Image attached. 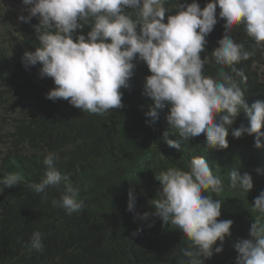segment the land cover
Wrapping results in <instances>:
<instances>
[{"label": "trees", "instance_id": "1", "mask_svg": "<svg viewBox=\"0 0 264 264\" xmlns=\"http://www.w3.org/2000/svg\"><path fill=\"white\" fill-rule=\"evenodd\" d=\"M1 1L6 6L0 7V179L6 173H18L23 180L0 192V264H189L184 252L191 244L180 230L155 215L147 220L134 215L154 212L151 203L160 189L155 176L169 167L187 170L193 156L205 158L213 175L223 182L219 194L202 193L222 201L217 220L233 221L223 250L204 258V264H235L233 243L250 238L255 220L264 221L252 206L264 190V146L254 147L255 134L233 138L229 129L228 147L217 150L208 148L205 136L180 138L169 128L167 106L156 109L158 118L152 122L144 115L154 105L143 94L150 73L142 61L135 62L130 87L121 89L123 107L103 116L83 112L63 99L46 98L55 86L52 79L40 77L39 63L25 67L21 61L25 51L40 46L34 27L39 19L22 22L18 16L27 12L21 0ZM196 2L203 7L207 0ZM177 5L178 0H168L165 7L171 14ZM12 6H17L15 11ZM224 23L217 16V24L206 37L200 55L208 57L209 63L203 74L230 76L250 106L264 100V74L259 71L264 69V48L255 46L243 25L234 26L230 35L252 55L231 66L217 64L211 52L223 38ZM88 31L87 25L77 29L73 38ZM241 124L249 126L243 111L232 128ZM165 132L167 139L180 144L178 151L167 145ZM48 153L55 154L53 166L80 189L79 198L85 202L81 212L69 215L53 206L52 201L63 193V181L59 187H49L46 194H36L27 186L44 177L43 159ZM234 169L251 175L253 188L248 193L229 187ZM129 191L135 197L133 212L127 211ZM138 228L142 230L133 235ZM35 231L42 234L44 247L39 252L28 250Z\"/></svg>", "mask_w": 264, "mask_h": 264}, {"label": "clouds", "instance_id": "2", "mask_svg": "<svg viewBox=\"0 0 264 264\" xmlns=\"http://www.w3.org/2000/svg\"><path fill=\"white\" fill-rule=\"evenodd\" d=\"M21 3L26 6L27 16H18L20 21L39 19L34 27L40 45L34 51H25L21 61L25 67L39 63L40 77L52 79L55 86L49 89L46 98L63 99L83 112L103 116L123 107L121 89L130 87L135 62L142 61L150 73L145 77L143 94L154 105L144 115L152 122L158 118L156 109L167 106L169 128L175 129L184 141L205 136L209 149H226L231 129L233 138L255 134L254 147L264 146L261 143L264 100H256L249 106L230 76L204 75L209 58L202 59L200 55L205 51L206 37L217 24V16L225 21L223 38L211 52L217 64L231 66L252 55L230 35L234 26L243 25L255 46L264 48V0H207L203 7L196 0L191 3L178 0L171 14L165 7L168 0H21ZM86 25L87 34L73 38L76 30ZM241 111L249 126L232 128ZM164 135L167 145L178 151L180 144L167 139L168 132ZM55 158L54 153H48L43 159L47 166L44 177L27 186L36 194H46L49 187H59L63 181V193L59 200L52 201L53 206L69 215L81 212L85 202L79 198L80 189L53 166ZM155 178L160 189L151 203L154 212L136 213L134 218L147 220L149 215H155L162 223L180 230L191 244L184 252L189 264H204V258L220 253L225 237L231 235L233 221L217 220L222 201L202 194H219L224 188L206 159L193 156L187 170L169 167ZM22 180L18 173H6L0 179V192ZM229 187L248 193L253 188L252 177L234 169L229 174ZM134 206L135 197L129 191L127 211L133 212ZM252 206L264 217V190L254 198ZM249 237L233 243L237 252L235 264H264V221L257 219L251 224ZM217 241L220 244L214 248ZM43 247L41 232H33L28 250L39 252Z\"/></svg>", "mask_w": 264, "mask_h": 264}, {"label": "rangeland", "instance_id": "3", "mask_svg": "<svg viewBox=\"0 0 264 264\" xmlns=\"http://www.w3.org/2000/svg\"><path fill=\"white\" fill-rule=\"evenodd\" d=\"M2 6L5 7L6 4L5 3L3 4L2 1L0 0V7ZM12 7H13V10L15 11L17 6H12ZM259 71H263V74H264V69H259Z\"/></svg>", "mask_w": 264, "mask_h": 264}]
</instances>
